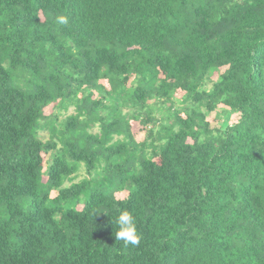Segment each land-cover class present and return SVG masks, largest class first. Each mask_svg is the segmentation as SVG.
I'll return each mask as SVG.
<instances>
[{
	"label": "trees",
	"instance_id": "obj_1",
	"mask_svg": "<svg viewBox=\"0 0 264 264\" xmlns=\"http://www.w3.org/2000/svg\"><path fill=\"white\" fill-rule=\"evenodd\" d=\"M0 264H264V0H0Z\"/></svg>",
	"mask_w": 264,
	"mask_h": 264
},
{
	"label": "rangeland",
	"instance_id": "obj_2",
	"mask_svg": "<svg viewBox=\"0 0 264 264\" xmlns=\"http://www.w3.org/2000/svg\"><path fill=\"white\" fill-rule=\"evenodd\" d=\"M224 69L220 70V72H223ZM217 75L215 74L213 76V79H216ZM183 96L182 93L178 92L176 94V98L177 99H180L181 97ZM151 104V103H149ZM162 113L163 114H166L165 112V108L162 109ZM221 110H222V106H220L218 108V110L212 114H210V116L207 118V120L211 123V125L213 127H216L220 122H222L224 120V116L221 115ZM45 112V115L49 116L51 114H57L59 116V124H61V122L63 120H65V118L72 114L73 113V109L70 108L68 110V112H64L63 110H58L56 108H54L52 105L49 106L48 108H46L44 110ZM160 115L159 112L156 113V116L158 117ZM237 119V116L236 115H233L230 119V122H233ZM131 127H132V132L134 134V137L136 139V141L138 142H141L144 140L145 138V130L140 126V124L138 122H132L131 123ZM95 132H97V129L95 130ZM39 138L42 140V141H47L49 139V135H48V132L45 131V130H42L39 132ZM51 157H52V153H49L48 155H43V162H44V169L47 167V165L50 163L51 161ZM84 178H87V175H86V172H85V169L83 166L80 167L79 171H78V174L77 176L74 178L73 182L74 183H77L79 182L80 180L84 179ZM43 180L45 181L46 178L44 176ZM68 185V184H66ZM56 195V193H52V197H54ZM126 192L124 193H121V194H117L116 197L117 199H124L126 197Z\"/></svg>",
	"mask_w": 264,
	"mask_h": 264
},
{
	"label": "clouds",
	"instance_id": "obj_3",
	"mask_svg": "<svg viewBox=\"0 0 264 264\" xmlns=\"http://www.w3.org/2000/svg\"><path fill=\"white\" fill-rule=\"evenodd\" d=\"M56 22L63 25L67 23V18L58 16ZM117 230L115 233L116 241H123L125 247L132 245L138 246L141 236L137 232L134 216L128 210H122L115 220Z\"/></svg>",
	"mask_w": 264,
	"mask_h": 264
}]
</instances>
